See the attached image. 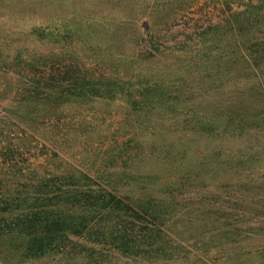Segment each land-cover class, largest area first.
Returning a JSON list of instances; mask_svg holds the SVG:
<instances>
[{"label":"trees","instance_id":"16d2710c","mask_svg":"<svg viewBox=\"0 0 264 264\" xmlns=\"http://www.w3.org/2000/svg\"><path fill=\"white\" fill-rule=\"evenodd\" d=\"M54 3L15 0L16 17L61 5ZM112 3L108 21L77 16L76 28L64 34L81 32L114 47L122 64L115 75L79 66L76 75L56 78L62 51L48 56L20 42L11 51L0 36V71L24 78L17 87L20 123L103 99L122 102L142 129L128 139L126 168L115 158L94 175L76 168L39 173L1 152L0 262L63 256L70 264L119 257L264 264V0L245 1L184 41L150 39L146 50L133 23L142 21L144 38L151 37L158 11L169 17L190 3ZM44 15L36 12L41 21L19 35L41 42L54 36ZM102 24L107 29L98 32ZM117 40L133 42L134 51L119 52Z\"/></svg>","mask_w":264,"mask_h":264},{"label":"rangeland","instance_id":"374dc122","mask_svg":"<svg viewBox=\"0 0 264 264\" xmlns=\"http://www.w3.org/2000/svg\"><path fill=\"white\" fill-rule=\"evenodd\" d=\"M44 1H53V3L59 1L54 5L59 3L61 5L54 7L49 4L50 6L46 5L44 10L41 6L31 8L29 9L31 16L25 19L16 17L15 0L10 3L0 1L3 6L0 9V36L10 44L8 49L11 51L15 50L19 42L28 49L38 50L48 56L62 51L65 54L64 58L61 64L57 65L61 71L59 74L56 72L55 77L66 78L76 75L79 66L97 75L100 73L115 75L116 68L122 69V64L114 59L118 52L113 51L114 47L112 50L104 47L103 40L97 38L96 41L92 37L87 39L81 35V32L75 33L72 37L68 36V32L67 35L64 34L66 30H70V26L73 29L76 28L77 25H73L76 22L73 21L77 16L90 17V21L94 18L97 23L101 20L108 21L113 12L112 2L115 1H132V3L134 1H140V3L141 1H174L176 3L186 1L190 3L186 9L179 10L169 17L158 11V20L155 24H151V37L146 35L144 38L143 31L145 30L141 27L142 21L138 25L137 22L133 23L135 25L131 27L136 29L138 36L141 37L139 45L146 50L145 45H149L148 40L150 39H160L171 45L184 41L191 34L209 25L221 23L229 12L241 9L245 1L249 0ZM73 4L75 6H72ZM36 12L49 16L50 31L55 33V37L50 36V39L41 42L32 36L25 38L19 35V29L26 28L35 21H41L39 18H34ZM96 28L98 32L107 29L105 24L97 25ZM129 31L132 33L133 29ZM66 38L71 41L70 44H66ZM135 45L133 42L123 43L118 40L114 43L115 48L120 50L119 52L129 54L134 51ZM3 46L6 47V43ZM8 49L6 50L9 51ZM18 72L15 70L7 73L0 71V154L1 152L6 154L4 159L8 161L13 159L15 163L19 162L26 167L37 168L39 173L76 168L94 175L95 169L112 165L115 163V158L123 168L127 167L131 150L127 149L128 139L142 129L138 127L136 118L128 114L122 102L95 99L84 103H71L60 106L57 113L53 116L48 114L37 124L29 119L22 124L16 120V117L23 113V109L17 106L18 99L23 97L21 93L17 94V87L24 78L21 79V72L20 74ZM25 97L28 95L26 94ZM118 153L121 157L117 155ZM72 262L73 260L67 257L50 256L24 264H70ZM111 264H191V262L164 260L150 262L143 259L119 257Z\"/></svg>","mask_w":264,"mask_h":264}]
</instances>
